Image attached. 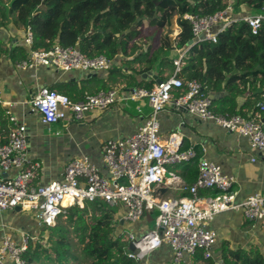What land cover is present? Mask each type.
I'll return each instance as SVG.
<instances>
[{
    "label": "built area",
    "instance_id": "built-area-1",
    "mask_svg": "<svg viewBox=\"0 0 264 264\" xmlns=\"http://www.w3.org/2000/svg\"><path fill=\"white\" fill-rule=\"evenodd\" d=\"M227 0L224 9L211 15L199 16L186 13L192 30V43L216 41L217 34L237 20L247 23L252 34L264 23V9L260 13L233 15L232 3ZM23 44L28 48L27 59L18 61L21 69L46 66L57 72L100 71L112 66L105 55L85 56L77 47H62L54 43L42 50L31 48L30 28L25 30ZM186 52L173 59V74L151 89L138 88L128 96L130 99H145L150 114L132 134L116 139H107L101 145L102 167L87 156L72 158L64 167L61 176L45 183H33L39 163L26 151V129L18 118L8 117L9 129L5 142L0 143V210L20 207L33 214L41 230L56 224L65 208L84 202H104L111 207H121L120 221L139 224L146 216L153 215L151 228L128 231L134 250L127 256L142 264L145 257L167 243L173 251V263L184 264L187 257L198 250L204 258L213 256L217 233L207 223L219 211L241 208L249 222L264 225V192L247 196L241 203L233 202V176L222 172L220 165L204 156H197L193 146L180 148L181 140L176 133L163 141L159 136L157 114L172 102L177 109H184L201 120H212L220 127L235 131L247 138L251 149L264 150V104L257 103L258 111L246 117L240 114H219L210 109L211 98L203 91L196 79L182 81L178 77L181 59ZM178 91L174 93V91ZM120 98L116 88L85 94L72 100L51 87H42L30 101L32 109L41 115L45 124L63 119L80 120L85 113L114 105ZM141 111L140 105L137 107ZM197 158V174L194 181L184 187L187 196L160 198L156 188L166 178V166L191 161ZM254 160V158H252ZM13 171L11 176L4 173ZM200 189H215L216 196L202 204ZM157 210L158 214L154 215ZM40 239L39 234L20 231L19 240L5 234L0 239V264H25L23 253L31 241Z\"/></svg>",
    "mask_w": 264,
    "mask_h": 264
},
{
    "label": "crops",
    "instance_id": "crops-1",
    "mask_svg": "<svg viewBox=\"0 0 264 264\" xmlns=\"http://www.w3.org/2000/svg\"><path fill=\"white\" fill-rule=\"evenodd\" d=\"M244 14H252L243 8ZM243 15V14H241ZM177 13L173 14L172 34L175 37L180 31L176 23ZM154 22L143 26L135 25L136 37L129 43L134 46L133 53H118L112 59V66L107 70L57 72L46 66L21 69L7 55L0 56V143L5 142L9 129L8 117L15 115L24 124L26 133V151L30 158L39 163L33 183H45L61 176L65 165L74 157L87 156L92 162L102 167L101 145L107 139L123 138L134 133L143 120L150 114V107L145 99L128 98L135 89L145 88L153 81V76L165 79L173 74V65L159 69V59L153 58V51L160 44L162 28H156ZM153 33V36H149ZM25 31L12 23L0 29V41L7 48L23 45ZM185 48H176L169 56L175 59ZM151 72V75L148 74ZM238 72V70H234ZM229 74L226 75V78ZM135 82V83H134ZM141 83V87L135 84ZM57 88L71 98L80 99L85 94L116 88L120 98L112 106L94 109L85 113L80 120L63 119L57 123L45 124L41 115L32 109L31 99L42 87ZM150 88V89H151ZM178 91H174L177 93ZM252 91L247 87L237 96L238 107L250 114L249 102ZM220 92H209L210 98L221 96ZM259 103V100L256 101ZM140 105L141 111L137 107ZM159 136L165 141L169 134L176 133L181 140L180 148L193 146L198 156L220 165L224 174L235 179L233 191L235 204L241 203L247 196L264 192V150L251 149L245 136L229 131L212 120H201L184 109H177L172 102L168 103L157 114ZM254 158V160L252 159ZM166 178L156 188L160 198L187 196L184 187L190 185L197 174V159L167 165ZM13 171L4 173L11 176ZM198 196L202 204L216 196L215 189H200ZM115 218L119 220L121 207H116ZM152 214L142 219L133 230L149 229L147 221L153 222ZM64 218V217H62ZM123 223L128 228V223ZM140 222V223H141ZM144 223V227L142 226ZM139 225V226H138ZM217 233L215 249L222 244L230 247H256L264 255V225L247 221L241 208H229L216 213L207 223ZM151 228V227H150ZM20 231L40 233L33 214L16 207L12 210H0V239L8 234L19 240ZM35 243V242H34ZM173 251L167 243L149 253L142 264H174ZM190 264V257L185 259Z\"/></svg>",
    "mask_w": 264,
    "mask_h": 264
},
{
    "label": "trees",
    "instance_id": "trees-1",
    "mask_svg": "<svg viewBox=\"0 0 264 264\" xmlns=\"http://www.w3.org/2000/svg\"><path fill=\"white\" fill-rule=\"evenodd\" d=\"M226 5L227 0H0V29L9 23L18 29L29 27L31 48L35 50L47 49L56 42L62 47L75 46L87 57L105 55L112 60L118 53L135 51L129 43L138 33L135 28L138 22L143 26L154 22L157 27L166 28V32L161 33L159 46L152 52V57L159 59V69L173 65L169 53H173L175 47L185 48L177 76L184 82L198 80L208 95L210 91L222 93L211 98L213 112L249 117L258 111L257 100L264 104V23L252 34L245 21L237 20L222 29L215 42L202 40L187 44L192 39V30L184 14L211 15ZM243 8L252 14L260 13L264 0H234L232 14L246 13ZM174 13L180 27L175 44L170 37ZM130 28L132 30L125 33ZM1 55H7L16 63L27 59L28 51L23 45L9 49L0 41ZM135 85L142 86L141 83ZM151 85L153 81L146 85L147 89ZM57 87L51 86V89L63 92ZM247 87L252 91L250 114L236 102ZM112 208L116 207L86 201L81 207L65 208L58 220L64 217L73 228L85 256L90 259L89 264H138L127 256L128 230L115 218ZM58 220L54 226L45 227L50 232L46 239L48 246L39 241L29 243L23 253L25 264H33L40 251H56L61 247L66 252L64 259L74 257L65 236L68 230ZM190 264H264V255L256 247L232 248L222 244L209 258H204L198 250L191 256Z\"/></svg>",
    "mask_w": 264,
    "mask_h": 264
},
{
    "label": "rangeland",
    "instance_id": "rangeland-1",
    "mask_svg": "<svg viewBox=\"0 0 264 264\" xmlns=\"http://www.w3.org/2000/svg\"><path fill=\"white\" fill-rule=\"evenodd\" d=\"M156 27V26H155ZM158 28V27H156ZM173 28H175L173 26ZM166 28H162V32H165ZM149 36H153V33H149ZM113 211L116 212V208H112ZM154 216L152 215L151 218ZM58 221H61L67 228V233L65 234L67 240H68V247H69V252L74 255L73 258H63V255L66 254V252L63 251L64 247L59 248L58 250L55 251V249H49L48 251H40L33 264H89L90 259L87 258L83 252L82 245L79 243L77 236L73 230V228L65 222V219L60 217ZM141 227V223H139ZM136 225V224H135ZM135 225L129 224L128 228L129 230H133L135 228ZM148 227H152L153 222L147 221ZM144 227V223L142 225ZM127 229V228H125ZM134 231V230H133ZM49 229L43 228L40 230L39 236L40 239L38 240L41 245L48 246L46 243V239L49 237ZM57 237V235H56ZM48 240V239H47ZM62 245V244H60ZM66 248V247H65Z\"/></svg>",
    "mask_w": 264,
    "mask_h": 264
},
{
    "label": "water",
    "instance_id": "water-1",
    "mask_svg": "<svg viewBox=\"0 0 264 264\" xmlns=\"http://www.w3.org/2000/svg\"><path fill=\"white\" fill-rule=\"evenodd\" d=\"M130 30H132V28L126 30L125 33H127V32L130 31ZM187 44H188V45L192 44V40H189ZM148 74L151 75V72L148 71ZM153 78L156 80V83L161 82V79L157 78L156 76H153ZM167 174H168V173H165V175H167ZM157 214H158V211L155 210V211H154V215H157ZM128 248H129V251L134 250L133 242H131V241L129 242Z\"/></svg>",
    "mask_w": 264,
    "mask_h": 264
}]
</instances>
